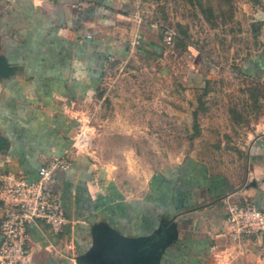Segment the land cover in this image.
Instances as JSON below:
<instances>
[{
  "label": "crops",
  "instance_id": "obj_1",
  "mask_svg": "<svg viewBox=\"0 0 264 264\" xmlns=\"http://www.w3.org/2000/svg\"><path fill=\"white\" fill-rule=\"evenodd\" d=\"M159 39L107 0H0V55L16 69L0 78V135L9 142L0 170L36 182L49 160L71 153L69 170L55 171L48 185L69 224L59 236L30 225L25 264H81L110 232L135 244L159 239L166 247L158 264H264V240L236 244L226 230L231 204L250 202L264 212V132L251 144L242 182L190 161L157 176L139 199L127 198L73 149L81 111L109 63L128 58L137 42L159 47ZM3 213L0 206V221Z\"/></svg>",
  "mask_w": 264,
  "mask_h": 264
},
{
  "label": "rangeland",
  "instance_id": "obj_2",
  "mask_svg": "<svg viewBox=\"0 0 264 264\" xmlns=\"http://www.w3.org/2000/svg\"><path fill=\"white\" fill-rule=\"evenodd\" d=\"M107 1L153 27L160 46L137 42L109 63L79 116L78 155L129 199L190 161L242 182L264 132V0Z\"/></svg>",
  "mask_w": 264,
  "mask_h": 264
},
{
  "label": "built area",
  "instance_id": "obj_3",
  "mask_svg": "<svg viewBox=\"0 0 264 264\" xmlns=\"http://www.w3.org/2000/svg\"><path fill=\"white\" fill-rule=\"evenodd\" d=\"M169 37L168 41H171ZM84 137L74 140L73 149L85 147ZM71 153L54 157L39 171L36 182L0 170V206L4 213L0 221V264H25L30 253L32 224L46 226L52 234L61 235L69 224L60 197L48 185L53 182L55 171H68ZM226 230L229 239L242 244L252 238L264 240V212L254 204L228 206Z\"/></svg>",
  "mask_w": 264,
  "mask_h": 264
},
{
  "label": "water",
  "instance_id": "obj_4",
  "mask_svg": "<svg viewBox=\"0 0 264 264\" xmlns=\"http://www.w3.org/2000/svg\"><path fill=\"white\" fill-rule=\"evenodd\" d=\"M16 72L15 67L8 64L0 55V78L10 79ZM9 142L0 135V153L7 150ZM264 183V178L261 181ZM138 241L137 244L123 240L114 232L98 239V247L94 253L81 257V264H158L166 244L159 239Z\"/></svg>",
  "mask_w": 264,
  "mask_h": 264
}]
</instances>
